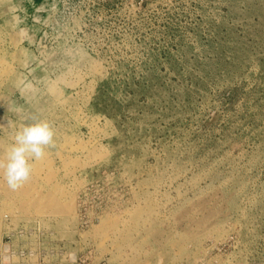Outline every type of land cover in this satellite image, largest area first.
Wrapping results in <instances>:
<instances>
[{
  "label": "rangeland",
  "instance_id": "obj_1",
  "mask_svg": "<svg viewBox=\"0 0 264 264\" xmlns=\"http://www.w3.org/2000/svg\"><path fill=\"white\" fill-rule=\"evenodd\" d=\"M33 119L1 264H264V0H0V158Z\"/></svg>",
  "mask_w": 264,
  "mask_h": 264
},
{
  "label": "clouds",
  "instance_id": "obj_2",
  "mask_svg": "<svg viewBox=\"0 0 264 264\" xmlns=\"http://www.w3.org/2000/svg\"><path fill=\"white\" fill-rule=\"evenodd\" d=\"M55 135L47 120L33 119L15 128L13 143L0 158V178L10 190H19L30 180L33 162L44 159L47 150L56 147Z\"/></svg>",
  "mask_w": 264,
  "mask_h": 264
},
{
  "label": "built area",
  "instance_id": "obj_3",
  "mask_svg": "<svg viewBox=\"0 0 264 264\" xmlns=\"http://www.w3.org/2000/svg\"><path fill=\"white\" fill-rule=\"evenodd\" d=\"M1 264V263H0Z\"/></svg>",
  "mask_w": 264,
  "mask_h": 264
}]
</instances>
